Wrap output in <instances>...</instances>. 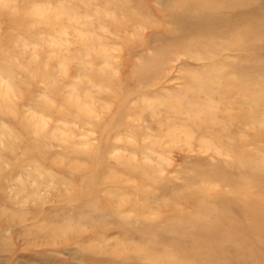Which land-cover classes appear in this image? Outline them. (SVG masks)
Instances as JSON below:
<instances>
[{
  "label": "rangeland",
  "instance_id": "1",
  "mask_svg": "<svg viewBox=\"0 0 264 264\" xmlns=\"http://www.w3.org/2000/svg\"><path fill=\"white\" fill-rule=\"evenodd\" d=\"M263 24L264 0H0V264H264Z\"/></svg>",
  "mask_w": 264,
  "mask_h": 264
},
{
  "label": "bare ground",
  "instance_id": "2",
  "mask_svg": "<svg viewBox=\"0 0 264 264\" xmlns=\"http://www.w3.org/2000/svg\"><path fill=\"white\" fill-rule=\"evenodd\" d=\"M176 0H170L171 3L175 2ZM175 4V3H174ZM209 4V3H208ZM207 4V5H208ZM206 13V12H205ZM208 13L206 14H202V15H205L206 18L208 19V16L207 15ZM210 14V13H209ZM214 15V13H212ZM212 15V16H213ZM205 16L203 17V19H205ZM202 18V17H201ZM211 18V17H210ZM198 19V18H197ZM196 19V20H197ZM190 21V20H189ZM200 21V20H197V22ZM195 22V21H194ZM203 22V20H202ZM193 23V22H192ZM196 23V22H195ZM200 23V22H199ZM201 25V24H200ZM264 25V24H263ZM262 25V27H263ZM193 27H195L193 24H192ZM261 29V28H260ZM212 91V89H211ZM260 94V93H259ZM261 96H264L263 94ZM259 96V97H261ZM74 104L79 108V109H87L89 111L90 107H84L82 104H81V101H80V95L79 94H76V98L74 99ZM85 104H88V102H85ZM210 113V112H209ZM216 113V112H215ZM205 114V113H204ZM211 114V113H210ZM210 116V115H208ZM204 117V116H203ZM206 117V116H205ZM207 118V117H206ZM210 121V120H209ZM209 124V123H208ZM188 132V131H187ZM146 157L148 158H151L152 159V155H146ZM154 159V158H153ZM264 166V165H263ZM227 175V174H226ZM246 175V174H245ZM113 174L110 175V176H107V179L111 180V179H116ZM230 177V176H229ZM234 178V177H233ZM230 179V178H229ZM228 179V180H229ZM240 179V178H239ZM230 181V180H229ZM71 187V188H70ZM68 189L69 191L71 192V190H73V193L75 194L78 190L76 188V186H70ZM109 194L111 195V198H113V202L116 203V206L119 207L123 204H125L126 202H129L128 201V197L127 195L125 194V192L123 190H121V188H115L113 187L112 189L109 190ZM73 195V194H72ZM237 195V194H236ZM15 199L16 198V195L14 196ZM27 200H21L19 201L21 203V206H24L25 203H26ZM134 206H136L134 204ZM211 206V205H210ZM204 213V212H203ZM127 214V213H126ZM201 214V213H200ZM16 215V213L14 212L13 213V216ZM123 216V215H122ZM122 219V218H121ZM215 220V219H214ZM222 222V220H220ZM224 222V221H223ZM230 225V224H229ZM52 227V231H51V235L55 238L59 237V236H63L64 238H71V236L73 235L74 233V230H75V227L74 226H70V224H54L51 226ZM9 228H5L4 231H8ZM123 245V248H127V246L125 245L124 242L121 243ZM176 245V244H175ZM136 248V247H135ZM125 259V258H124ZM170 259L172 262H175V258L171 257V258H168Z\"/></svg>",
  "mask_w": 264,
  "mask_h": 264
}]
</instances>
